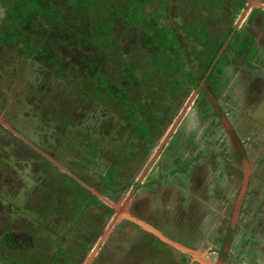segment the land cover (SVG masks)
Segmentation results:
<instances>
[{"label":"trees","instance_id":"trees-1","mask_svg":"<svg viewBox=\"0 0 264 264\" xmlns=\"http://www.w3.org/2000/svg\"><path fill=\"white\" fill-rule=\"evenodd\" d=\"M245 6L246 0H8L0 21V64H5L0 72L9 70L22 78V72L36 67L35 72L72 88L54 103L50 121L60 145L65 142L75 151L72 166L62 170L54 157L55 145H49L54 148L49 154L42 153L8 132L21 152L33 158V209L44 214L42 218H53L50 224L40 218L2 220L0 264L84 263L114 214L103 199L120 200L136 165L199 85ZM262 52L264 11L253 8L194 101L208 137L218 131L214 124L223 121L216 104L228 84L223 71L235 67L249 78L253 66L264 67ZM68 74L70 81L64 80ZM74 92L78 98H71ZM69 96L75 104L69 103ZM82 97L92 102L91 107H81ZM75 106L82 111L92 108L95 115L102 109L96 118H104V124H95L94 116L89 121L73 115ZM227 142L239 150L238 142ZM225 150L226 141L210 154L212 162L217 165L219 157L228 160ZM99 165L104 168L95 171L97 185L82 171ZM188 165L184 161L177 170ZM87 186L96 187L103 199ZM177 256L179 264L188 261L182 253ZM100 257L99 252L91 264Z\"/></svg>","mask_w":264,"mask_h":264},{"label":"rangeland","instance_id":"rangeland-1","mask_svg":"<svg viewBox=\"0 0 264 264\" xmlns=\"http://www.w3.org/2000/svg\"><path fill=\"white\" fill-rule=\"evenodd\" d=\"M7 3L8 0H0V21ZM14 65L19 67L17 61ZM35 68L22 72V78H16L9 70L0 72V222L26 217L34 221L40 218L44 224H50L53 218L50 214L42 218L44 214L37 215L33 209L36 207L33 158L21 152L8 132L24 139L39 152L49 154L54 149L49 145H55L54 157L62 170L72 166L74 160L75 150L65 142L60 145L50 121L54 103L66 97L72 88H67L63 80L35 72ZM252 68L249 78L235 67L223 71L228 84L216 101L223 121L220 126L217 122L214 124L218 130L215 134L210 137L204 134L196 106L189 107L170 146L166 147L171 138L141 179L126 208V218L112 227L97 250L101 255L97 264H179L177 252L188 259L180 264H202L198 260L208 264H264V67L256 65ZM70 77L68 74L64 80L69 78L70 81ZM72 95L71 98H78L80 94L74 92ZM7 99L11 101L4 106ZM80 100L81 107H91L92 102L86 97ZM69 103L75 104L72 99ZM101 110L95 115L92 108L82 111L75 106L73 115H81L90 121L91 117L102 115ZM100 117L94 119L98 126L104 124V118ZM163 137L136 163L131 185L121 190L117 204L129 195ZM229 139L238 142L243 156L231 160L228 156V160L219 157L216 165L210 154L221 148L225 141L226 155L232 153ZM197 154L200 156L196 158ZM184 161L189 165L183 171L177 170ZM103 168L99 165L95 170L82 173L90 182L99 185L95 171ZM74 169L79 170L78 167ZM173 170L176 172L172 173ZM90 189L97 193L96 187ZM128 218L153 226L164 240L154 234L143 237L139 228L121 222ZM155 239L158 242L150 247V241ZM178 248L197 252L199 259Z\"/></svg>","mask_w":264,"mask_h":264},{"label":"water","instance_id":"water-1","mask_svg":"<svg viewBox=\"0 0 264 264\" xmlns=\"http://www.w3.org/2000/svg\"><path fill=\"white\" fill-rule=\"evenodd\" d=\"M253 8H261L264 11V4H262L261 0H246V6L243 9V11L241 12L239 18L237 19V21L235 22L232 31L230 32L229 36L226 38L225 42L223 43L222 47L220 48V50L218 51L216 57L213 59L211 65L209 66L205 76L203 77V79L200 81L199 85L197 86V88L193 91V93H191V95L189 96V98L187 99V101L185 102V104L183 105L182 109L180 110V112L178 113V115L176 116L175 120L173 121L172 125L170 126L169 130L167 131L166 135L163 137V139L161 140V142L159 143L156 152L154 153V155L151 157L150 161L148 162V164L146 165L142 175L140 176V178L136 181L135 186L133 187V189L130 191L129 195L126 197V199L121 203V204H113L112 202H110L107 199H103V197L96 193L95 191H93L92 189L88 188L92 193H94L99 199H103V201L105 202L106 205L110 206L115 212L114 215L111 218V221L108 225V227L104 230L103 234L100 237L99 243L91 250V252L89 253V255L87 256V258L85 259L83 264H91L93 259L95 258L96 254H97V250L100 248V245L105 241V239L107 238L109 232L111 231L112 227L116 225V223L118 221H120L123 218H126V208L130 202V199L132 197V195L134 194L137 186L139 185L141 179L145 176L147 170L149 169V167L151 166V164L153 163V161L156 159L157 155L161 152V150L165 147L167 141L170 139L171 135L174 133V131L176 130V128L178 127L180 121L182 120V118L185 116L187 110L189 109V107L193 104L194 100L196 99L197 93L200 90V87L205 79V77L208 75V73L211 71V69L214 67L215 63L217 62L218 58L220 57V55L222 54L223 50L225 49L226 45L228 44V42L230 41L231 37L233 36L234 32L238 29L239 24H241L242 20L244 19V17L253 9ZM44 155V154H43ZM49 161L53 160L49 157L44 155ZM54 163V162H53ZM57 165V164H56ZM59 166V165H58ZM129 219V218H128ZM129 220L137 223L138 225H140L143 229L148 230L150 232H152L154 235H156L159 239H163V237L153 228H151L149 225L141 222V221H136L135 219L130 218ZM169 243V242H167ZM170 244V243H169ZM172 245V244H171ZM174 246V245H172ZM176 247V246H174ZM177 248V247H176ZM180 249V251H184V252H191L192 255L195 256V258H197V260L199 259L197 252H193V251H189L188 249H182V248H178ZM201 261L202 264H206V261H202V260H198ZM208 264V263H207Z\"/></svg>","mask_w":264,"mask_h":264},{"label":"flooded vegetation","instance_id":"flooded-vegetation-1","mask_svg":"<svg viewBox=\"0 0 264 264\" xmlns=\"http://www.w3.org/2000/svg\"><path fill=\"white\" fill-rule=\"evenodd\" d=\"M249 14V13H248ZM247 14V15H248ZM239 28V27H238ZM204 83V82H203ZM203 85V84H202ZM201 85V86H202ZM197 88V87H196ZM195 88V89H196ZM201 88V87H200ZM194 89V90H195ZM194 90H192V93H193V91ZM199 92V91H198ZM197 96H198V93H197ZM197 96H196V98H197ZM195 101V100H194ZM193 104H194V102H193ZM183 119V118H182ZM181 122V121H180ZM180 124V123H179ZM178 129H179V125H178V127L176 128V130L174 131V133L175 132H177L178 131ZM174 133L171 135V137L170 138H172V136L174 135ZM167 144V143H166ZM229 158H230V160L231 159H238V158H241L242 156H243V152H242V149H240L239 148V150L238 149H236V150H233V152L232 153H230V154H228L227 155ZM244 158V157H243ZM176 161L178 162V160L176 159ZM136 184V183H135ZM135 184H134V186H135ZM133 186V187H134ZM137 188H138V186H137ZM136 188V189H137ZM133 189V188H132ZM136 191V190H135ZM127 221H129V220H127ZM128 223H130L131 225H133L134 227H137V229L139 228V230L141 231V232H143V237H145V235L146 236H148V235H150V236H152L153 237V235H151V234H153L152 232H150V231H148V230H145V229H143L141 226L139 227V225L138 224H136L135 222H132V221H129ZM143 223H145V222H143ZM145 224H148V223H145ZM114 227V226H113ZM150 227H151V225H150ZM153 227V226H152ZM151 227V228H152ZM154 229V228H153ZM155 230V229H154ZM156 240V239H155ZM158 241L156 240V241H153V240H151L150 241V246L152 247V246H155L156 245V243H157ZM177 252V251H176ZM96 257V256H95Z\"/></svg>","mask_w":264,"mask_h":264}]
</instances>
